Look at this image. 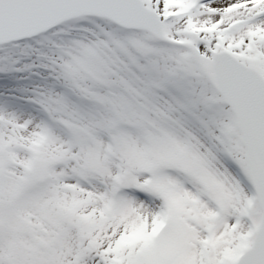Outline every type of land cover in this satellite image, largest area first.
Here are the masks:
<instances>
[{
    "label": "snow or ice",
    "instance_id": "1",
    "mask_svg": "<svg viewBox=\"0 0 264 264\" xmlns=\"http://www.w3.org/2000/svg\"><path fill=\"white\" fill-rule=\"evenodd\" d=\"M0 264H264V0H0Z\"/></svg>",
    "mask_w": 264,
    "mask_h": 264
}]
</instances>
